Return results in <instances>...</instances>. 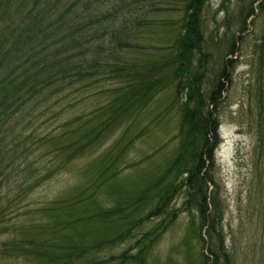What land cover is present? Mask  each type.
<instances>
[{
  "label": "rangeland",
  "instance_id": "374dc122",
  "mask_svg": "<svg viewBox=\"0 0 264 264\" xmlns=\"http://www.w3.org/2000/svg\"><path fill=\"white\" fill-rule=\"evenodd\" d=\"M103 3L109 9L116 4L120 23L131 33L127 41L132 47L117 52L121 69L129 73L87 79L68 103L66 115L52 109L36 128L53 134L60 128L59 120L77 115L88 122L93 113L97 122L115 118V123L92 150L38 188L23 184L20 161L7 163L5 174H0V264H204L211 241L208 226L201 227L195 205H186L189 196L183 187L166 212L146 219L158 191L148 189L164 175L183 140L185 96L178 94L179 86H189L195 73L204 75L205 110L213 111L219 122L221 144L212 176L222 195L224 244L233 264H264V13L257 11L261 1H208L200 18L202 50L190 56L186 80L177 73L189 0ZM250 8L255 15L248 17ZM99 44L87 49L98 50ZM107 56L102 54V59ZM225 62L228 76L222 77ZM136 78L153 80L157 91L149 92V100L143 96L132 103L130 111L120 110L121 117L105 113L103 106L114 102L127 81ZM216 79L223 83L224 93L213 104L208 97ZM176 173L158 186L168 185ZM186 176L177 178V184ZM212 190L209 184V213ZM151 231L154 236L145 238ZM217 244L214 240L212 248ZM147 245L150 248L141 252Z\"/></svg>",
  "mask_w": 264,
  "mask_h": 264
},
{
  "label": "trees",
  "instance_id": "16d2710c",
  "mask_svg": "<svg viewBox=\"0 0 264 264\" xmlns=\"http://www.w3.org/2000/svg\"><path fill=\"white\" fill-rule=\"evenodd\" d=\"M103 1L114 0H0V174H5L8 162L20 161L18 170L25 175L23 184L28 185L27 188H38L66 171L72 162L92 150L100 136L115 123V118L111 117L104 123L97 122V114L93 113V120L88 122L77 115L73 120H59L60 128L53 134L38 132L36 128L52 109H59L60 115L67 114L68 103L74 101L73 95L78 94L76 90L87 79L129 73L121 69L122 59L117 52L132 47L127 41L131 33L120 23L116 4L109 9V4L105 6ZM208 1L189 0L187 6L185 35L179 40L183 53L179 55L181 65L177 75L182 80L189 78L190 56L202 50L200 18ZM260 5L259 13H264V1ZM253 15L255 11L250 8L247 16ZM96 41L101 43L98 50L97 46L88 50ZM106 41L112 42L105 45ZM72 46L75 48L71 49ZM235 49L236 42L232 44L231 54ZM104 53H108V60L102 59ZM230 62L232 59L228 60ZM228 63L223 65L222 77L228 76ZM203 78L204 75L195 73L189 86H179L178 94L185 96L183 140L164 175L148 189L158 191L153 196L157 203L146 219L166 212L171 199L182 192L183 187L189 196L186 205H195L201 216V227L208 226L206 233L211 241L204 264H233L222 235L220 185L212 176L215 152L221 144L219 122L213 111L205 110ZM126 84L128 86L120 90L122 95L103 106L105 113L112 111L121 117L120 110L130 111L132 103L143 96L149 100V92L157 91L153 80L136 78ZM223 93V83L216 79L208 99L217 104ZM47 155L51 157L49 161L45 159ZM174 171H177L175 178L160 188L161 180ZM184 174L188 176L177 184V178ZM209 184L214 187L210 213ZM150 236H154L152 231L145 238ZM214 240L218 244L213 249ZM148 248L144 246L141 252Z\"/></svg>",
  "mask_w": 264,
  "mask_h": 264
}]
</instances>
